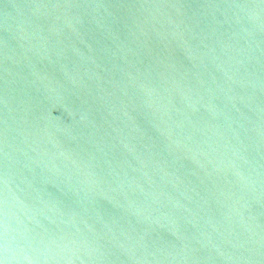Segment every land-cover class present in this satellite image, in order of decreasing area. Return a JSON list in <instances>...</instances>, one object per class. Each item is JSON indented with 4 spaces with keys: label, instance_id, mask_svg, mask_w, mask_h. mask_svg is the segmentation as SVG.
Masks as SVG:
<instances>
[{
    "label": "water",
    "instance_id": "1",
    "mask_svg": "<svg viewBox=\"0 0 264 264\" xmlns=\"http://www.w3.org/2000/svg\"><path fill=\"white\" fill-rule=\"evenodd\" d=\"M0 264H264V0H0Z\"/></svg>",
    "mask_w": 264,
    "mask_h": 264
}]
</instances>
